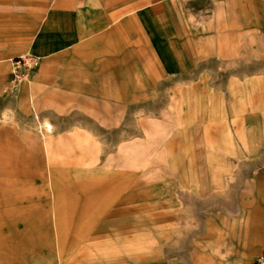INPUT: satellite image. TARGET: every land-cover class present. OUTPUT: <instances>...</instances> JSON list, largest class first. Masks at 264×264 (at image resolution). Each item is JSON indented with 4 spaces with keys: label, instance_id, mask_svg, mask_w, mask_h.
<instances>
[{
    "label": "rangeland",
    "instance_id": "obj_1",
    "mask_svg": "<svg viewBox=\"0 0 264 264\" xmlns=\"http://www.w3.org/2000/svg\"><path fill=\"white\" fill-rule=\"evenodd\" d=\"M172 1L191 78L129 96L115 127L55 113L46 153L29 43L48 0H0V139L15 160H0V264H250L264 251V36L222 46L214 0Z\"/></svg>",
    "mask_w": 264,
    "mask_h": 264
},
{
    "label": "crops",
    "instance_id": "obj_2",
    "mask_svg": "<svg viewBox=\"0 0 264 264\" xmlns=\"http://www.w3.org/2000/svg\"><path fill=\"white\" fill-rule=\"evenodd\" d=\"M173 2L157 0L128 12L95 3L87 5L86 0H48L46 14L29 43L31 54L41 58L35 75L43 94L39 100L43 116L34 112L33 117L46 153L49 140L45 134L55 129L51 121L55 113L64 118L75 106L85 114L92 112L88 116L101 126L115 127L118 119L112 113L126 112L129 96L142 98L145 90L157 87L163 78H191L192 35L185 36L181 45L175 40ZM214 3L215 30L221 33L218 37L231 42L222 46L251 47L252 33L264 36V0ZM165 16L166 24L162 22ZM184 31L187 33V26ZM247 34V44H240ZM10 153L8 142L0 139V160L15 161L4 157ZM46 168L54 175L50 163ZM82 187L87 202L91 189Z\"/></svg>",
    "mask_w": 264,
    "mask_h": 264
},
{
    "label": "built area",
    "instance_id": "obj_3",
    "mask_svg": "<svg viewBox=\"0 0 264 264\" xmlns=\"http://www.w3.org/2000/svg\"><path fill=\"white\" fill-rule=\"evenodd\" d=\"M36 64L35 61H32L31 67ZM250 264H264V251L255 255Z\"/></svg>",
    "mask_w": 264,
    "mask_h": 264
},
{
    "label": "bare ground",
    "instance_id": "obj_4",
    "mask_svg": "<svg viewBox=\"0 0 264 264\" xmlns=\"http://www.w3.org/2000/svg\"><path fill=\"white\" fill-rule=\"evenodd\" d=\"M47 128V127H46Z\"/></svg>",
    "mask_w": 264,
    "mask_h": 264
}]
</instances>
